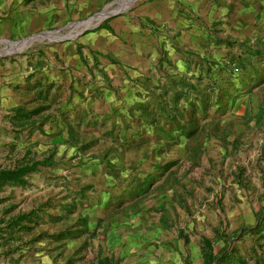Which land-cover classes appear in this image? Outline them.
<instances>
[{
    "label": "rangeland",
    "instance_id": "1",
    "mask_svg": "<svg viewBox=\"0 0 264 264\" xmlns=\"http://www.w3.org/2000/svg\"><path fill=\"white\" fill-rule=\"evenodd\" d=\"M49 1L66 17L16 36L0 29V169L42 162L24 184L0 180V264H202V238L213 257H226L218 264H264V213L231 234L225 217L215 227L197 223L195 203L185 202L200 187L207 195L218 183L225 190L242 159L257 166L259 156L243 149L254 143L245 138L255 136L254 125L241 128L249 110L231 111L246 92L211 90L209 79L196 90H170V103L162 87L152 93L158 102L146 92L120 122L93 113L84 95L43 71L61 64L56 47L145 0L36 5ZM257 130L262 136L264 126ZM201 203L207 211L216 205Z\"/></svg>",
    "mask_w": 264,
    "mask_h": 264
},
{
    "label": "crops",
    "instance_id": "2",
    "mask_svg": "<svg viewBox=\"0 0 264 264\" xmlns=\"http://www.w3.org/2000/svg\"><path fill=\"white\" fill-rule=\"evenodd\" d=\"M55 3L59 7V2ZM53 5L50 1L38 6L36 0H0V29L16 36L46 20L66 17ZM102 23L76 42L56 47L61 64L43 73L76 89L85 96L84 107L108 114L114 122L124 118V109L134 104L138 107L140 100L147 99L146 92L158 102L152 93L161 87L168 103L170 90L188 92V85L197 88L209 84V79H216L211 90L226 94L238 88L246 92L234 98L231 111L239 115L249 110L244 117L246 126L241 128H247L243 129L246 134L254 125L255 136L245 137L254 143L249 147L243 142V149L259 156L257 166H246L242 159L241 171L233 166L228 170L225 190L221 191L218 183L207 195L200 187L193 197L186 194L185 202L195 203L192 217L197 223L209 219L215 227L225 217L231 234L252 224L264 213V141L257 130L264 126V52L260 49L264 0H145L127 14ZM173 81L178 84L172 85ZM253 104L257 122L250 112ZM187 187L189 183L184 186L186 193ZM203 197L216 203L214 209L205 210Z\"/></svg>",
    "mask_w": 264,
    "mask_h": 264
},
{
    "label": "trees",
    "instance_id": "3",
    "mask_svg": "<svg viewBox=\"0 0 264 264\" xmlns=\"http://www.w3.org/2000/svg\"><path fill=\"white\" fill-rule=\"evenodd\" d=\"M188 85V84H187ZM186 88H191L192 90H196L194 89V87L191 85H188V87ZM203 100V99H202ZM41 161H32L29 164H22V165H18L15 168L12 169H0V180H8V181H12V182H16L18 184H24L25 180L23 178V176L26 173L32 172L36 169L37 165L41 164ZM27 214L26 216H20L16 218V222L17 223L19 221H23V219H27ZM18 220V221H17ZM260 221L264 220V215H262L261 217H259ZM259 221V222H260ZM85 225V224H84ZM257 225L254 226V228ZM254 228H251L250 230L253 231ZM251 231V232H252ZM64 235V234H62ZM60 239L62 236H58ZM202 242L204 244V246L206 247V249L201 251V258H202V264H218L219 262H217L216 260H220L222 262V259H225L226 257H213V255L211 254L210 248H211V242L209 239L207 238H202Z\"/></svg>",
    "mask_w": 264,
    "mask_h": 264
},
{
    "label": "built area",
    "instance_id": "4",
    "mask_svg": "<svg viewBox=\"0 0 264 264\" xmlns=\"http://www.w3.org/2000/svg\"><path fill=\"white\" fill-rule=\"evenodd\" d=\"M260 49L264 52V31L262 32V36H261ZM262 138L264 141V130L262 131Z\"/></svg>",
    "mask_w": 264,
    "mask_h": 264
},
{
    "label": "water",
    "instance_id": "5",
    "mask_svg": "<svg viewBox=\"0 0 264 264\" xmlns=\"http://www.w3.org/2000/svg\"><path fill=\"white\" fill-rule=\"evenodd\" d=\"M105 14H106V13H105ZM105 14H104V15H105Z\"/></svg>",
    "mask_w": 264,
    "mask_h": 264
}]
</instances>
